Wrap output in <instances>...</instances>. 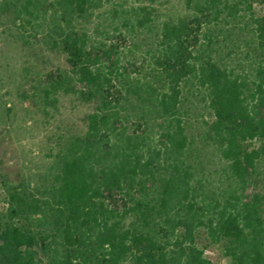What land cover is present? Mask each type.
I'll use <instances>...</instances> for the list:
<instances>
[{
	"label": "trees",
	"instance_id": "16d2710c",
	"mask_svg": "<svg viewBox=\"0 0 264 264\" xmlns=\"http://www.w3.org/2000/svg\"><path fill=\"white\" fill-rule=\"evenodd\" d=\"M170 1L0 0L64 56L22 101L89 107L32 176L0 137V264H264V0Z\"/></svg>",
	"mask_w": 264,
	"mask_h": 264
},
{
	"label": "rangeland",
	"instance_id": "374dc122",
	"mask_svg": "<svg viewBox=\"0 0 264 264\" xmlns=\"http://www.w3.org/2000/svg\"><path fill=\"white\" fill-rule=\"evenodd\" d=\"M170 3L173 9L167 6L172 17L179 16L182 11L177 0ZM60 66H65L63 55L38 44L16 43L12 24L0 19V137L4 142L5 170L13 176H32L41 171L51 150H56L57 132L69 127L76 129L75 125L89 110L67 96L61 99L56 114L45 117L20 98L24 80H37L39 75ZM1 202L0 197V208ZM205 254L215 264H229L219 245L211 246Z\"/></svg>",
	"mask_w": 264,
	"mask_h": 264
}]
</instances>
